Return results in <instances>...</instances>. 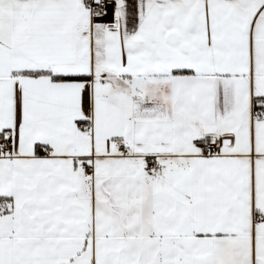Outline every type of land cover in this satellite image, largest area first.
<instances>
[{
	"label": "snow or ice",
	"instance_id": "obj_1",
	"mask_svg": "<svg viewBox=\"0 0 264 264\" xmlns=\"http://www.w3.org/2000/svg\"><path fill=\"white\" fill-rule=\"evenodd\" d=\"M0 264H264V0H0Z\"/></svg>",
	"mask_w": 264,
	"mask_h": 264
}]
</instances>
